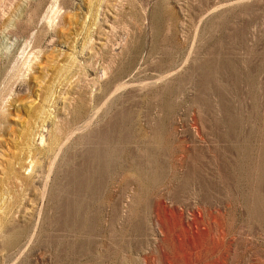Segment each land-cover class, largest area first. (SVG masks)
Instances as JSON below:
<instances>
[{
  "label": "rangeland",
  "instance_id": "374dc122",
  "mask_svg": "<svg viewBox=\"0 0 264 264\" xmlns=\"http://www.w3.org/2000/svg\"><path fill=\"white\" fill-rule=\"evenodd\" d=\"M0 264H264V0H0Z\"/></svg>",
  "mask_w": 264,
  "mask_h": 264
}]
</instances>
